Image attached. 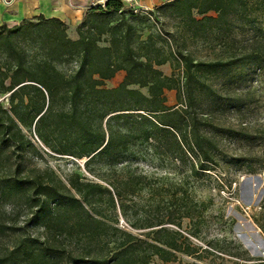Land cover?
<instances>
[{"label":"trees","instance_id":"1","mask_svg":"<svg viewBox=\"0 0 264 264\" xmlns=\"http://www.w3.org/2000/svg\"><path fill=\"white\" fill-rule=\"evenodd\" d=\"M254 6L264 15V0H171L154 10L180 18L192 37L212 26L211 31L227 36L231 52ZM97 10L105 18L98 37L80 31V24L91 22L94 9L75 28L76 40L67 37L68 27L56 18L0 24V200L24 199L31 210L29 221L41 230L22 239L15 236L18 229L13 225L0 223V238L7 231L15 238L1 249L0 264H168L177 254L201 260V248L181 232V219L149 224L144 227L148 231L133 234L103 217L96 207L104 193L111 207L115 197L125 214L123 190L129 183L111 192L77 175L66 184L52 172L25 178L23 155L35 147L23 129L33 127L53 153L86 157L87 165L96 160L111 167L142 139L164 144L179 163L189 162L193 172L195 166L205 169L203 163H214L219 151L208 126L225 113L241 114L250 104V92L236 91L231 83L244 76L245 68L263 72L264 40L252 37L237 56L231 53L210 62L193 63L178 53L184 80L180 83L174 71L166 76L157 68L167 59L149 43L150 35L140 40L135 30V24L149 22L153 11L133 13L123 0H107ZM103 34L107 44L99 46ZM21 43L37 47L39 54L26 52ZM68 59L76 67L66 75L57 66ZM119 71L124 72L122 81L105 87ZM201 76H212L217 83L207 84ZM169 90L176 91L173 106L166 105L164 92ZM237 131L245 142L264 143V126L251 130L245 124ZM249 164L254 165L248 172L256 173L259 161ZM214 249L251 260L244 250L233 254L221 246Z\"/></svg>","mask_w":264,"mask_h":264},{"label":"rangeland","instance_id":"2","mask_svg":"<svg viewBox=\"0 0 264 264\" xmlns=\"http://www.w3.org/2000/svg\"><path fill=\"white\" fill-rule=\"evenodd\" d=\"M106 1L93 8L95 12L91 14V22L83 26L80 24V31L86 36L98 37L103 29L105 18L97 8L104 7ZM131 7L126 4V9ZM154 9H140L142 14L153 12L149 22L135 24V30L140 40L150 35L149 43L167 59L157 68L166 76L174 71L180 83L184 80L182 63L176 58L178 53L189 56L193 63L210 62L226 59L231 53L237 56L246 45V40L252 37L260 36L264 40V15L255 6L247 20L241 23L243 28L238 30L237 43L231 52L226 49L227 36L211 31L212 26L206 25V32L192 37L193 32L186 31L180 18ZM209 15L215 16L212 13ZM113 17L116 18L115 15ZM66 33L71 40L78 37L76 30L67 28ZM106 37L105 34L101 36L99 46L107 44ZM20 46L30 54L38 55L40 52L32 44L21 43ZM57 67L68 75L75 69L76 62L68 59ZM242 73L244 76L231 83L232 88L249 91L251 102L245 105L241 114L225 113L208 126L211 135H215L218 141L219 151L214 163H203L205 169L195 166L193 172L189 162L179 163L164 144L142 139L136 140L111 167L96 160L87 165L86 157L77 159L53 153L43 145L31 127L23 129L35 147V151L28 150L23 155L24 177L52 172L66 184L69 177L77 175L81 180L97 182L111 192L112 187L122 189L120 185L129 183L130 186L123 190L124 215L115 197V208L111 207L106 193L102 194L96 208L112 224L116 220L119 228L133 234L148 231L144 227L149 224L181 219L182 234L206 252L199 250L201 260L177 254L176 261L168 264H264V143L245 142L237 131L245 124L251 130L264 126V70L258 74V70L250 67ZM123 76V71L117 72L112 79L105 81V87H116ZM201 80L212 85L217 83L212 76H201ZM141 91L145 92V89ZM164 95L166 105L177 103L175 90L165 91ZM1 100L6 106V100ZM229 127H232L230 132L225 130ZM254 161H259L254 166L256 173L248 172L247 167L254 165L249 163ZM30 218L31 210L24 204V199L0 200V223L18 229L15 236L26 239L41 232L32 226ZM163 226L176 229L169 224ZM9 233L7 231L6 236L0 238V251L14 242V236ZM216 245L233 254H241L244 250L251 260L219 253L214 249Z\"/></svg>","mask_w":264,"mask_h":264},{"label":"crops","instance_id":"3","mask_svg":"<svg viewBox=\"0 0 264 264\" xmlns=\"http://www.w3.org/2000/svg\"><path fill=\"white\" fill-rule=\"evenodd\" d=\"M106 0H0V24L9 27L24 20L42 16L56 18L66 24L68 29L75 28L86 14ZM171 0H132L131 5L138 9L157 8Z\"/></svg>","mask_w":264,"mask_h":264},{"label":"built area","instance_id":"4","mask_svg":"<svg viewBox=\"0 0 264 264\" xmlns=\"http://www.w3.org/2000/svg\"><path fill=\"white\" fill-rule=\"evenodd\" d=\"M126 4H128V5H131V3H132V0H123ZM131 10H132V12L133 13H141V10L140 9H138V8H135V7H131Z\"/></svg>","mask_w":264,"mask_h":264}]
</instances>
